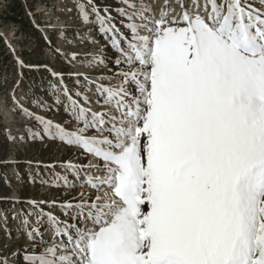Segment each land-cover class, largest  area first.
<instances>
[{"label": "snow or ice", "instance_id": "6c2138e0", "mask_svg": "<svg viewBox=\"0 0 264 264\" xmlns=\"http://www.w3.org/2000/svg\"><path fill=\"white\" fill-rule=\"evenodd\" d=\"M260 5L193 0L171 18L163 9L127 25V49L98 17L114 34L117 63L129 65L118 86L103 89L116 114L109 121L74 102L75 131L37 119L103 161L106 177L89 183L107 186L108 198L87 204L90 228L53 220L63 240L26 255L28 264H264Z\"/></svg>", "mask_w": 264, "mask_h": 264}, {"label": "rangeland", "instance_id": "374dc122", "mask_svg": "<svg viewBox=\"0 0 264 264\" xmlns=\"http://www.w3.org/2000/svg\"><path fill=\"white\" fill-rule=\"evenodd\" d=\"M158 1L152 0L150 8L145 0H0V9H9L0 14L2 54L7 56L0 58V264H28L26 255L63 240L48 212L61 216L59 224L91 227L83 215L87 204L108 191L91 186L89 181L99 180H92L90 170L96 167L106 177L103 161L53 138L37 117L75 131L81 127L74 118L75 102L111 121L116 110L105 102L103 89L118 86L129 65L117 63L121 53L113 47L114 34L101 30L98 17L122 34L127 49L123 37L132 35L127 25L160 18L153 6ZM251 2L261 6L260 0ZM11 15L32 19L46 42L29 37ZM129 88L135 91L134 85Z\"/></svg>", "mask_w": 264, "mask_h": 264}, {"label": "bare ground", "instance_id": "6f19581e", "mask_svg": "<svg viewBox=\"0 0 264 264\" xmlns=\"http://www.w3.org/2000/svg\"><path fill=\"white\" fill-rule=\"evenodd\" d=\"M145 1H148V2H151L152 0H145ZM159 1H162V4L156 9L155 8V10H154V13L156 14V17H158L157 15H162V10L163 9H169V8H171L172 9V11H171V13H170V16L171 17H173V16H177L178 14H180L181 13V11H182V9H181V2H179V0H171L170 2H167V3H165V2H163V0H159ZM184 3H183V5L189 10V9H191V7H190V0H184L183 1ZM150 5L151 4H147V6H149L150 7ZM171 6V7H170ZM173 6H175V8L173 7ZM151 8V7H150ZM144 10V9H143ZM150 11V10H149ZM142 34H147V33H142ZM6 113L8 114V112L6 111ZM8 116L10 117V114H8ZM90 171H92L93 172V177H92V180H100V179H103V178H105V177H103V173L102 172H97L98 170H96V167L94 168V169H91ZM101 171V170H100ZM106 176V175H105ZM88 179V178H87ZM104 188H105V190L106 191H108L107 190V186H104ZM106 193H108V192H106ZM102 196H104L105 197V199H107L108 197L106 196V195H102ZM91 226V225H90ZM51 229V228H50ZM52 232V231H51Z\"/></svg>", "mask_w": 264, "mask_h": 264}, {"label": "trees", "instance_id": "16d2710c", "mask_svg": "<svg viewBox=\"0 0 264 264\" xmlns=\"http://www.w3.org/2000/svg\"><path fill=\"white\" fill-rule=\"evenodd\" d=\"M15 10H16V8H15ZM15 12H19L20 13L21 12V9L18 8ZM7 13L8 12H6L5 10L2 11V14L3 15H7ZM9 19H11L15 24H17L18 27L23 26V28H27V32L29 34V37H31L32 39H34V40H41L43 42H46V40L40 35V32L33 25L32 20L30 18H26V19L23 20V19H21V17L11 15ZM3 45H4V42L2 41V38L0 37V58L5 59V58H7V56L2 54V46ZM49 77L51 79H54L50 75H49ZM54 98H56V95H55Z\"/></svg>", "mask_w": 264, "mask_h": 264}, {"label": "built area", "instance_id": "2783aa9c", "mask_svg": "<svg viewBox=\"0 0 264 264\" xmlns=\"http://www.w3.org/2000/svg\"><path fill=\"white\" fill-rule=\"evenodd\" d=\"M4 10H5L6 12H9V9H8L7 7H6V8H4V9H3V8H1V9H0V14H2V11H4ZM2 15H3V14H2ZM77 167H81V166L79 165V166H77ZM64 222H65V221H63V223H61V224H63V225H64V224H65Z\"/></svg>", "mask_w": 264, "mask_h": 264}]
</instances>
